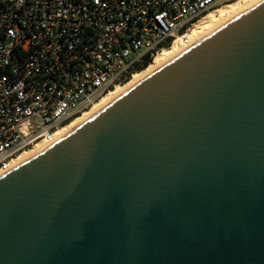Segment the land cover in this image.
Wrapping results in <instances>:
<instances>
[{"label": "water", "instance_id": "water-1", "mask_svg": "<svg viewBox=\"0 0 264 264\" xmlns=\"http://www.w3.org/2000/svg\"><path fill=\"white\" fill-rule=\"evenodd\" d=\"M0 264H264V0L1 175Z\"/></svg>", "mask_w": 264, "mask_h": 264}, {"label": "built area", "instance_id": "built-area-1", "mask_svg": "<svg viewBox=\"0 0 264 264\" xmlns=\"http://www.w3.org/2000/svg\"><path fill=\"white\" fill-rule=\"evenodd\" d=\"M237 0H0V175Z\"/></svg>", "mask_w": 264, "mask_h": 264}, {"label": "bare ground", "instance_id": "bare-ground-1", "mask_svg": "<svg viewBox=\"0 0 264 264\" xmlns=\"http://www.w3.org/2000/svg\"><path fill=\"white\" fill-rule=\"evenodd\" d=\"M263 0H237L227 5L221 6L207 15H205L199 24L197 25V29L190 35V46L195 45L201 41H203L206 37H208L212 32L216 29L230 21L231 19L237 17L248 9L252 8L256 4L260 3ZM189 45V44H188ZM183 45L179 41H176L171 47L162 50L157 55H155L152 59L151 64L141 72L134 73L128 83L124 85H116L112 90L103 95L100 99H98L87 112H83L81 115L73 119L68 125L61 128L56 134V140L53 143L41 142L35 145L33 148L25 151L19 155L15 162V166L23 163L24 161L30 159L31 157L37 155L42 152L46 148L50 147L67 134L77 129L81 125H83L86 121H88L91 117L97 114L100 110H102L105 106L110 104L112 101L120 97L130 88L135 86L137 83L142 81L145 77L156 71L157 69L163 67L164 65L171 62L173 59L178 57L183 51H185L190 46ZM1 176V175H0Z\"/></svg>", "mask_w": 264, "mask_h": 264}, {"label": "trees", "instance_id": "trees-1", "mask_svg": "<svg viewBox=\"0 0 264 264\" xmlns=\"http://www.w3.org/2000/svg\"><path fill=\"white\" fill-rule=\"evenodd\" d=\"M151 63V60L150 59H147L144 63L143 66L139 67L138 69L135 70V72H141V71H144L148 65Z\"/></svg>", "mask_w": 264, "mask_h": 264}, {"label": "rangeland", "instance_id": "rangeland-1", "mask_svg": "<svg viewBox=\"0 0 264 264\" xmlns=\"http://www.w3.org/2000/svg\"><path fill=\"white\" fill-rule=\"evenodd\" d=\"M196 29H197V28H196ZM151 62H152V60H151ZM150 64H151V63H150ZM150 64H149V65H150ZM149 65H148V66H149ZM134 73H137V72H134ZM130 78H131V77H130ZM130 78H129L124 84L128 83V81L130 80ZM124 84H122V85H124ZM90 109H91V108H90ZM90 109H88L87 111H89ZM87 111H85V112H87ZM30 151H31V150H30ZM27 152H29V151H27Z\"/></svg>", "mask_w": 264, "mask_h": 264}]
</instances>
